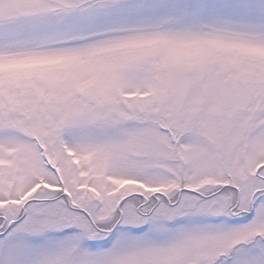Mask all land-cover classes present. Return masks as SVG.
I'll list each match as a JSON object with an SVG mask.
<instances>
[{
    "label": "snow or ice",
    "instance_id": "obj_1",
    "mask_svg": "<svg viewBox=\"0 0 264 264\" xmlns=\"http://www.w3.org/2000/svg\"><path fill=\"white\" fill-rule=\"evenodd\" d=\"M0 264H264V0H0Z\"/></svg>",
    "mask_w": 264,
    "mask_h": 264
}]
</instances>
